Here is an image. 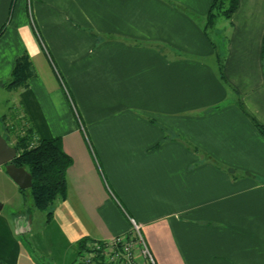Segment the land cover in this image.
I'll list each match as a JSON object with an SVG mask.
<instances>
[{
	"label": "crops",
	"instance_id": "crops-1",
	"mask_svg": "<svg viewBox=\"0 0 264 264\" xmlns=\"http://www.w3.org/2000/svg\"><path fill=\"white\" fill-rule=\"evenodd\" d=\"M212 1L0 0V112L72 161L50 221L0 198V264H74L132 222L155 264H264V0Z\"/></svg>",
	"mask_w": 264,
	"mask_h": 264
},
{
	"label": "trees",
	"instance_id": "trees-1",
	"mask_svg": "<svg viewBox=\"0 0 264 264\" xmlns=\"http://www.w3.org/2000/svg\"><path fill=\"white\" fill-rule=\"evenodd\" d=\"M237 7L238 0H213L207 21L210 22L217 15H221L228 20ZM1 33L2 31H0ZM31 76L32 71L27 58L21 57L16 61L5 86L9 90L24 87ZM221 78H223L222 73ZM252 123L264 137V127L253 119ZM23 130L24 133L19 134L12 145L17 153L13 164L16 167L24 168L31 175L32 185L28 191L33 207L40 212H44L46 221H50L55 201L65 197V175L72 161L63 152L60 139L39 138L32 123L27 118ZM86 243L87 240H81L77 243L79 255Z\"/></svg>",
	"mask_w": 264,
	"mask_h": 264
},
{
	"label": "built area",
	"instance_id": "built-area-1",
	"mask_svg": "<svg viewBox=\"0 0 264 264\" xmlns=\"http://www.w3.org/2000/svg\"><path fill=\"white\" fill-rule=\"evenodd\" d=\"M77 264H155V261L139 225L132 222L129 234L87 242Z\"/></svg>",
	"mask_w": 264,
	"mask_h": 264
},
{
	"label": "rangeland",
	"instance_id": "rangeland-1",
	"mask_svg": "<svg viewBox=\"0 0 264 264\" xmlns=\"http://www.w3.org/2000/svg\"><path fill=\"white\" fill-rule=\"evenodd\" d=\"M13 112L10 115V112L7 110L0 112L3 114V120H1L0 116V133H2L12 140L14 143L15 138L22 133H24L23 126L25 124V117L23 115V111L19 107V105L15 104L13 107ZM13 143L11 145H13ZM0 198H4L9 201L8 206H11L13 209H19L22 214H25L28 209H30V213L28 215H32L34 217L41 216L43 212H40L36 209H33L32 200L28 190L24 191H11L6 187V184L0 180ZM10 204V205H9ZM5 212H8V207H6ZM41 214V215H40ZM45 214V213H44ZM74 264H77V260Z\"/></svg>",
	"mask_w": 264,
	"mask_h": 264
},
{
	"label": "water",
	"instance_id": "water-1",
	"mask_svg": "<svg viewBox=\"0 0 264 264\" xmlns=\"http://www.w3.org/2000/svg\"><path fill=\"white\" fill-rule=\"evenodd\" d=\"M16 156V150L0 134V166L4 167L7 176L20 190H28L32 185V177L24 168L13 164Z\"/></svg>",
	"mask_w": 264,
	"mask_h": 264
}]
</instances>
